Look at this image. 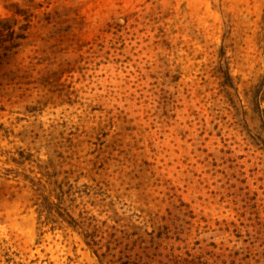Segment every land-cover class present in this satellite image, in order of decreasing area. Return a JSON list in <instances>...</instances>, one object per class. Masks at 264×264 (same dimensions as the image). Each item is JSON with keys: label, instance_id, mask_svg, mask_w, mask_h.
Returning <instances> with one entry per match:
<instances>
[{"label": "rangeland", "instance_id": "obj_1", "mask_svg": "<svg viewBox=\"0 0 264 264\" xmlns=\"http://www.w3.org/2000/svg\"><path fill=\"white\" fill-rule=\"evenodd\" d=\"M27 1L0 264H264V0Z\"/></svg>", "mask_w": 264, "mask_h": 264}, {"label": "trees", "instance_id": "obj_2", "mask_svg": "<svg viewBox=\"0 0 264 264\" xmlns=\"http://www.w3.org/2000/svg\"><path fill=\"white\" fill-rule=\"evenodd\" d=\"M27 2L30 3L27 6L29 11L40 10L43 7L41 4H35L33 0H28ZM13 7H15L17 14L20 13V5L14 4ZM16 23L14 21V24H10L8 20H0V68L3 67L5 60L12 55L13 51L22 45L20 40L25 39V35L22 32L29 28V22H27L19 28L20 31H16L14 28ZM17 52L14 54L16 55Z\"/></svg>", "mask_w": 264, "mask_h": 264}]
</instances>
